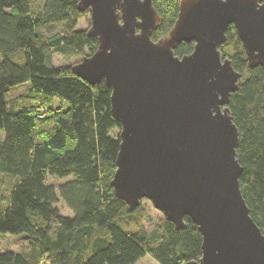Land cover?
<instances>
[{
    "label": "trees",
    "instance_id": "1",
    "mask_svg": "<svg viewBox=\"0 0 264 264\" xmlns=\"http://www.w3.org/2000/svg\"><path fill=\"white\" fill-rule=\"evenodd\" d=\"M152 1L162 19L155 42L172 28L179 0ZM78 2L0 0V175L9 181L8 190L0 188V235L27 238L26 249L0 254V264H136L146 254L158 264L197 261L201 237L189 219L182 231L164 221L147 235L138 227L142 207L130 213L115 198L110 182L120 126L110 114L111 91L103 82L80 80L72 66H53L54 55L70 62L97 49L95 39L77 30L88 14L77 10ZM51 26L61 34L46 37L43 30ZM193 47L182 43L174 55H189ZM219 51L242 75L228 108L239 136L240 191L264 235V70L248 68L233 27ZM24 84L30 85L26 95L7 99ZM47 177L72 181L56 190ZM58 202L72 216L60 215Z\"/></svg>",
    "mask_w": 264,
    "mask_h": 264
},
{
    "label": "water",
    "instance_id": "2",
    "mask_svg": "<svg viewBox=\"0 0 264 264\" xmlns=\"http://www.w3.org/2000/svg\"><path fill=\"white\" fill-rule=\"evenodd\" d=\"M77 10L88 11L86 35L97 49L71 72L90 86L104 83L120 126L115 198L130 213L149 202L175 231L189 219L200 258L183 264H264L228 108L242 75L219 51L233 27L248 68L264 70V0H179L172 28L155 42L162 19L152 0H79ZM182 43L193 51L175 57ZM261 211L264 219V198Z\"/></svg>",
    "mask_w": 264,
    "mask_h": 264
},
{
    "label": "rangeland",
    "instance_id": "3",
    "mask_svg": "<svg viewBox=\"0 0 264 264\" xmlns=\"http://www.w3.org/2000/svg\"><path fill=\"white\" fill-rule=\"evenodd\" d=\"M89 27H90V16L89 14H86L78 22L77 30L87 31ZM43 34L49 38L56 34H61V29L59 26H51L50 28L44 29ZM80 61H81L80 58H75L72 59L70 62H65L58 55H54L52 57V63L56 69L62 66H72ZM0 62H1V57H0ZM29 89H30L29 84H24L16 88H13L9 90V92L7 93V99L14 100L22 95H26ZM58 104L60 105V103L56 101L55 105ZM61 106L63 110H67L69 107V105L65 102H62ZM114 133L115 135H117L118 131H115ZM71 181L72 178L70 177L62 180L53 177H47L46 179V183L48 185H52L56 190H58L60 186L67 184ZM0 188L1 190H5V191L8 190L9 188L8 179L1 175H0ZM141 207L143 209V212H142V216L140 217L141 221L138 227L144 230V232L147 235L152 234L154 231L160 230L165 221L162 214L154 210L152 205L147 201H143ZM56 209L59 211L60 215L64 217L72 216L71 212L67 208H65L62 202H58V204L56 205ZM26 248H27V238L25 235H19V236L0 235V254H4V253L18 254ZM136 264H158V263L152 258V256L146 254Z\"/></svg>",
    "mask_w": 264,
    "mask_h": 264
}]
</instances>
